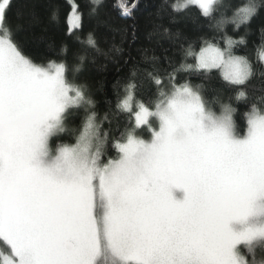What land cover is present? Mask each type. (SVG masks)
Returning <instances> with one entry per match:
<instances>
[{"label":"snow or ice","instance_id":"6c2138e0","mask_svg":"<svg viewBox=\"0 0 264 264\" xmlns=\"http://www.w3.org/2000/svg\"><path fill=\"white\" fill-rule=\"evenodd\" d=\"M102 3L90 0L89 15H98ZM114 6L128 17L135 4L116 0ZM221 6V0H177L170 8L180 14L195 7L222 30L250 25L264 4L247 0L231 15ZM10 7L11 0H0L2 264H264L257 260V252L264 253V106L252 104L238 126L231 103L218 97L217 114L202 95L203 85L176 83L173 73L154 67L147 75L156 91L147 103L136 99L132 81L118 94L117 115L123 113L126 123L112 137L90 111L86 85L75 82L85 57H79L72 80L64 62H34L18 39L24 25L7 20ZM57 21L54 9L50 22ZM169 22L178 21L173 16ZM68 24L69 34L82 25L75 4ZM162 27L155 24L154 32ZM260 31L264 35V27ZM163 33L180 35L167 27ZM244 42L225 36L220 48L203 40L199 52L189 45L184 52L195 64L181 68L205 76L218 70L235 99L244 100L254 69L232 51ZM82 43L99 51L91 32ZM259 59L264 64V48ZM81 108V127L72 129L75 143H52L68 130L72 110ZM141 126L149 138L142 137ZM110 139L116 154L108 156Z\"/></svg>","mask_w":264,"mask_h":264},{"label":"trees","instance_id":"16d2710c","mask_svg":"<svg viewBox=\"0 0 264 264\" xmlns=\"http://www.w3.org/2000/svg\"><path fill=\"white\" fill-rule=\"evenodd\" d=\"M123 2L130 8L135 4L128 17L120 15V10L114 6L116 0H103L98 8V15L95 16L89 15L92 7L90 0H11L7 20L13 26L17 23L24 25L18 39L25 54L34 62L45 65L49 61L64 62L69 80L73 79L74 67L81 65L79 57H85L80 71L75 73V82L86 85V94L94 104L90 111L96 113L97 122L101 123L102 129L109 131L112 137H118L126 123L123 113L117 115L118 94L122 96L124 85L132 81L137 85L136 99L147 103L156 91L147 75L154 67L163 70L164 73H173L176 83L188 81L193 87L203 85L202 95L208 106L216 113L220 112L218 97L221 102L231 103L236 110L233 118L238 126L243 127L246 123L243 114L252 104L264 106V64L259 59L260 50L264 48V35L260 31L261 27H264V7L250 25L236 28L232 24H227L220 30L214 27L215 20L209 21L199 17L195 7L189 8L185 13H172L170 5L177 0H167L165 10L161 13L162 19L157 18V11L163 0ZM245 3L247 0H221L220 11H226L231 15L236 7ZM257 3L264 4V0H257ZM73 4L78 6V11L82 15V25L69 34L68 16ZM54 9L58 13V21L55 23L50 22V15ZM215 15L219 18V12ZM173 16L177 23L169 22ZM99 21L105 23L100 24ZM157 23L169 28L172 34L179 31L180 35L178 37L165 35L163 27L154 32V25ZM132 26H135V39L132 38ZM111 29L118 31L114 32ZM90 32L95 37L96 48L99 51L82 43ZM225 36L236 41L244 38L245 42L234 45L232 51L235 55L245 56L254 69V75L245 88L247 98L244 100L235 99V92L226 88L218 70H213L205 76L181 68V65L195 63L194 57L185 55L184 49L189 45L193 51L199 52L203 40H208L223 48ZM62 48L66 51L62 52ZM116 48L120 51L117 52ZM144 57L157 59L146 62ZM133 72L136 73L135 76L132 75ZM228 95L233 97L231 101H227ZM106 114L107 120L104 119ZM84 116L82 108L72 110L66 121L68 130L59 134L58 140L53 138L52 143H75L72 129L78 130L81 127ZM144 135L147 136L145 133ZM111 145L110 139L108 156L116 154ZM106 158L107 156L102 157ZM245 258L252 259L250 255H246ZM260 259H264V253L258 251L257 260Z\"/></svg>","mask_w":264,"mask_h":264},{"label":"rangeland","instance_id":"374dc122","mask_svg":"<svg viewBox=\"0 0 264 264\" xmlns=\"http://www.w3.org/2000/svg\"><path fill=\"white\" fill-rule=\"evenodd\" d=\"M72 11V10H71ZM68 28H69V24H68ZM195 64V63H194ZM193 64V65H194ZM217 114H219V113H217ZM142 128H144L145 130H144V132L142 133V135H144V133L145 134H147V136H142L143 138H149L150 137V135H151V132L150 131H148L147 130V128H146V126H141ZM61 134V133H60ZM173 195L176 197V198H182V196H183V193H182V191H180V190H174L173 191ZM234 227H235V225H234ZM7 251V249H6V247L3 245V243L2 242H0V252H6ZM0 263L2 264V257H0Z\"/></svg>","mask_w":264,"mask_h":264}]
</instances>
